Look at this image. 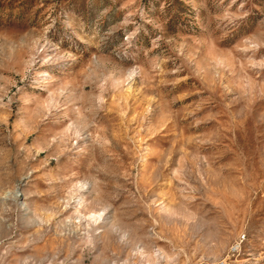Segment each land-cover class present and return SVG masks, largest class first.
<instances>
[{
	"label": "rangeland",
	"instance_id": "1",
	"mask_svg": "<svg viewBox=\"0 0 264 264\" xmlns=\"http://www.w3.org/2000/svg\"><path fill=\"white\" fill-rule=\"evenodd\" d=\"M0 264H264V0H0Z\"/></svg>",
	"mask_w": 264,
	"mask_h": 264
}]
</instances>
